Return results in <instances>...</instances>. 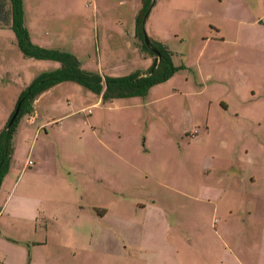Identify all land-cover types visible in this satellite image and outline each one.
I'll return each instance as SVG.
<instances>
[{
  "label": "rangeland",
  "instance_id": "1",
  "mask_svg": "<svg viewBox=\"0 0 264 264\" xmlns=\"http://www.w3.org/2000/svg\"><path fill=\"white\" fill-rule=\"evenodd\" d=\"M152 3L143 32L171 52L170 78L106 102L65 81L15 120L0 264H264V20L247 11L264 13V0ZM23 5L31 41L83 69L152 63L136 32L142 0ZM57 67L23 55L0 0V129Z\"/></svg>",
  "mask_w": 264,
  "mask_h": 264
},
{
  "label": "trees",
  "instance_id": "2",
  "mask_svg": "<svg viewBox=\"0 0 264 264\" xmlns=\"http://www.w3.org/2000/svg\"><path fill=\"white\" fill-rule=\"evenodd\" d=\"M8 1L10 2L11 28L23 55L35 59L55 60L59 63V67L42 71L32 79L19 94L15 105V108L18 107V112L14 121L10 125L6 123L0 129V187L11 164L15 120L23 114H30L33 111L35 98L44 91L65 81H74L99 95L102 102L116 98L145 96L152 86L164 82L178 69L173 65L171 52L163 43L150 41L155 51L145 44L142 19L152 0H142V8L136 19V32L142 38V49L153 56L152 63L146 71H135L120 76L103 75L98 71L83 69L73 54L33 43L24 24L23 0Z\"/></svg>",
  "mask_w": 264,
  "mask_h": 264
},
{
  "label": "crops",
  "instance_id": "3",
  "mask_svg": "<svg viewBox=\"0 0 264 264\" xmlns=\"http://www.w3.org/2000/svg\"><path fill=\"white\" fill-rule=\"evenodd\" d=\"M243 8H246L245 6L243 7ZM247 11H248V15L251 17V22L252 23H256V21L259 19V22H260V24H263V22H262V20H264V13H261V12H258V11H255L256 12V14H253L252 13V11H251V9L250 8H247ZM257 15V16H256ZM214 28H215V30H217L218 31V29H217V27H215V26H213ZM43 93H45V91L43 92ZM43 93H41L40 95H38L36 98H35V100H37ZM223 103V102H222ZM225 103V102H224ZM34 116H36V114H34L33 116H32V118H34ZM31 161V163H29ZM34 162H32V160L31 159H29L28 160V162H27V165L29 166V165H32ZM21 255L19 256V259H18V261L20 262H17V264H21Z\"/></svg>",
  "mask_w": 264,
  "mask_h": 264
},
{
  "label": "water",
  "instance_id": "4",
  "mask_svg": "<svg viewBox=\"0 0 264 264\" xmlns=\"http://www.w3.org/2000/svg\"><path fill=\"white\" fill-rule=\"evenodd\" d=\"M152 5H153V3L150 4V6L148 7L146 13H145L144 16H143V19H142V26L144 25V23H145V21H146V18H147V16H148V13H149V11H150ZM144 41H145V44H146L150 49H152L153 51H155V49H154L152 46H150V40H149V38L147 37V35H146L145 32H144ZM17 112H18V107L15 108L14 113L11 115L10 120H9V122H8V125H10V124L14 121L15 117L17 116Z\"/></svg>",
  "mask_w": 264,
  "mask_h": 264
},
{
  "label": "built area",
  "instance_id": "5",
  "mask_svg": "<svg viewBox=\"0 0 264 264\" xmlns=\"http://www.w3.org/2000/svg\"><path fill=\"white\" fill-rule=\"evenodd\" d=\"M29 163H31V161Z\"/></svg>",
  "mask_w": 264,
  "mask_h": 264
}]
</instances>
